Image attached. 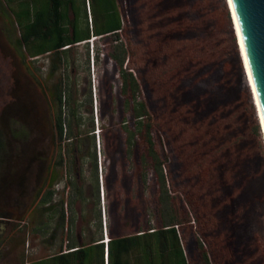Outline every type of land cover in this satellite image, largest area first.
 <instances>
[{
    "label": "trees",
    "instance_id": "obj_1",
    "mask_svg": "<svg viewBox=\"0 0 264 264\" xmlns=\"http://www.w3.org/2000/svg\"><path fill=\"white\" fill-rule=\"evenodd\" d=\"M0 8L18 30L12 90L48 142L27 205L0 204V258L7 245H25L26 222L31 244L43 237L50 254L22 253L17 264H254L248 183L264 139L227 0H0ZM99 39L113 73L95 83L93 99L88 43ZM39 57L50 86L34 76ZM3 150L0 136V159ZM63 174L69 197L55 200Z\"/></svg>",
    "mask_w": 264,
    "mask_h": 264
},
{
    "label": "rangeland",
    "instance_id": "obj_2",
    "mask_svg": "<svg viewBox=\"0 0 264 264\" xmlns=\"http://www.w3.org/2000/svg\"><path fill=\"white\" fill-rule=\"evenodd\" d=\"M18 38L17 28L6 21V17L1 13L0 8V136L4 142V150L0 159V204L4 207L18 208L22 210L30 201L33 190L37 184L40 170L44 164L45 153L48 152V142L40 143L37 138L39 134L31 129L26 110L23 108L22 102L18 101V96L12 90V76L15 71H18L17 57L14 51V43ZM108 41L99 39L96 41L90 40L88 43L89 50V70L92 94L94 99V85L97 81H102L106 71L111 74L113 69L106 64L103 56L108 49ZM99 54V60H96V54ZM77 64L82 66L86 59V45H80L73 55ZM34 76L37 82L52 85V80L46 78L48 62L46 57H39L31 62ZM82 68H80V71ZM20 72V71H19ZM23 81V71L17 73ZM84 75V74H82ZM82 82V81H81ZM84 84H81L83 87ZM35 97H40V92L32 85V90ZM94 112V136L96 141L97 161H98V176H99V192H100V210L102 217V226L104 229V221L108 223L107 203L102 199L101 190V166H103V156L98 152V141H101V122L97 120L95 113V101H93ZM108 119V118H107ZM108 122V121H107ZM113 134L117 137L118 124L117 119L114 120ZM117 125V126H116ZM263 136V133H262ZM264 139V136H263ZM264 142V141H262ZM256 144V143H255ZM264 144V143H263ZM256 146L251 147L252 151ZM256 153V151H255ZM258 153V152H257ZM256 153V154H257ZM18 157V158H17ZM20 160V162H19ZM19 162L20 169L15 174H12L11 168L15 166V162ZM107 164V163H106ZM117 168H121V159L117 161ZM107 166V165H106ZM14 177L15 182L9 184V177ZM66 175L63 174L60 182L56 184L55 200H59L61 196L69 197V189H65ZM250 187V188H249ZM248 190L252 193V204L248 212L247 227L249 241L253 246V261L254 264H264V257L261 249H264V158H258L256 169L250 177ZM113 194L109 195L110 204L113 203ZM112 202V203H111ZM65 210L68 213L69 209L65 205ZM89 211V207H86ZM106 211V212H105ZM90 219V212H88ZM12 224V223H9ZM21 232L18 234L19 240H25V245L22 246L16 242L6 246L5 255L0 258V264H17L21 254H24L25 261L30 259L43 258L50 254L45 248L43 237H39L33 245L31 244L30 235L26 227L28 225L21 223ZM90 230H94L89 227ZM104 234V230H103ZM253 238V239H252ZM58 246V241L55 242V248Z\"/></svg>",
    "mask_w": 264,
    "mask_h": 264
},
{
    "label": "water",
    "instance_id": "obj_3",
    "mask_svg": "<svg viewBox=\"0 0 264 264\" xmlns=\"http://www.w3.org/2000/svg\"><path fill=\"white\" fill-rule=\"evenodd\" d=\"M227 3L233 22L235 15L239 25L249 71L259 101L257 111L259 113L260 110L264 124V0H227ZM259 119L264 136L262 119L260 117Z\"/></svg>",
    "mask_w": 264,
    "mask_h": 264
},
{
    "label": "bare ground",
    "instance_id": "obj_4",
    "mask_svg": "<svg viewBox=\"0 0 264 264\" xmlns=\"http://www.w3.org/2000/svg\"><path fill=\"white\" fill-rule=\"evenodd\" d=\"M230 5H231V3H230ZM231 8H232V6H231ZM232 11H233V15H234L233 8H232ZM233 25H234L236 37H238V39H237V41L239 42L238 43V46H239V49H240V52H241V57H242V60H243V64L245 65L244 68H245V71H246V75L248 77V81H249L251 90L253 89V92H254V93L253 92L252 93L254 94L253 96H254V100H255V105H256V107L259 108V101H258V98H257V94H256V91H255V87H254V84H253V80H252V77H251V74H250V71H249V66H248V62H247V57H246L245 49H244V46H243L241 32H240L239 25H238V22H237V19H236V16L235 15H234ZM258 116L262 119L260 110H259ZM262 125H263V129H264L263 119H262Z\"/></svg>",
    "mask_w": 264,
    "mask_h": 264
}]
</instances>
